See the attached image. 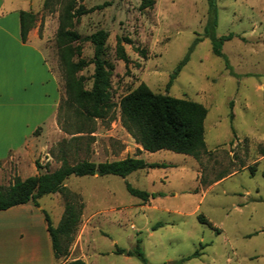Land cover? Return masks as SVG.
Here are the masks:
<instances>
[{"label": "rangeland", "instance_id": "374dc122", "mask_svg": "<svg viewBox=\"0 0 264 264\" xmlns=\"http://www.w3.org/2000/svg\"><path fill=\"white\" fill-rule=\"evenodd\" d=\"M70 3L2 0L0 18L8 16L10 24L14 13L7 14L8 8L34 13L30 30L39 39L33 41L59 78L60 99L53 124L34 131L33 153L26 147L0 161V186L54 170L63 157L69 163L83 159L97 163L137 154L148 162L169 163L125 177L66 178L64 186L83 207L75 235L62 239L67 256L58 260L264 264V0H216L215 34L233 33L222 44L231 70L212 52L210 38L204 35L208 0H153L143 7L141 0H75L72 10L82 6L86 12L60 20ZM60 23L81 38L58 39ZM97 29L107 32L105 93L114 116L85 120L80 115L85 107L66 98L61 57L89 61L93 44L87 36ZM118 41L127 62L117 54ZM193 41L188 59L166 91L170 74ZM93 71L91 62L76 71L83 90L91 89ZM141 83L155 93L194 100L206 108L205 151L198 158L167 149L139 150L140 144L122 125L118 103ZM125 182L154 196L142 202L127 192ZM66 199L65 192L39 198L54 226L63 216ZM137 241L146 263L115 252L116 247L131 249ZM194 252L197 255L185 259Z\"/></svg>", "mask_w": 264, "mask_h": 264}, {"label": "trees", "instance_id": "16d2710c", "mask_svg": "<svg viewBox=\"0 0 264 264\" xmlns=\"http://www.w3.org/2000/svg\"><path fill=\"white\" fill-rule=\"evenodd\" d=\"M74 1L71 0V3L66 7V15L61 14L60 20H68L86 12V9L82 6H78L75 10H72ZM152 2L153 0H141L140 7L150 5ZM18 18L20 38L22 41H26L29 31L34 25L35 15L30 10L21 9L19 10ZM216 25V0H208L204 35L210 38L212 52L221 57L225 67L231 70L228 58L222 51V44L225 40L230 39L233 33L229 32L217 36L215 34ZM63 27L62 23H60L57 32L58 39L63 37L72 41L81 38L77 32L64 29ZM87 38L93 44V56L89 61L80 58L74 62L66 57H61L62 65L65 69L64 84L66 98L70 103L85 107V111L80 112V115L85 120H92L94 118L103 119L108 116L112 118L114 114L111 113L112 107L108 103L105 93L107 79L105 75V61L103 59L107 32L104 29H97L89 34ZM195 43L196 41H193L185 56L177 63L170 74L166 83V91L180 67L188 59L189 52ZM116 49L119 58L127 62L128 57L119 41ZM88 62H91L94 66L93 80L91 89L83 90L80 78L76 77L75 73ZM118 106L122 125L134 137L136 142L140 144L141 149L139 150L157 151L167 149L177 153L189 154L195 158H198L205 151L204 119L207 110L201 103L190 99L176 98L167 93H155L145 83H141L135 89L122 96ZM262 153L264 154V148L262 149ZM34 163L37 168L41 167L37 160ZM170 165L165 162H148L138 157L137 154L97 163L87 159L69 163L63 157L61 164L54 170H45L23 179L15 178L8 186H0V210L26 202L39 206V198L42 196L55 192H65L67 199L64 212L57 225L54 226L52 224L49 214L45 209H42L53 256L56 259L65 258L67 251L62 244V239L71 240L75 235L83 207L82 203L73 197L74 194L70 193L64 186L66 178L70 175L102 176L107 174L125 177L137 169L166 167ZM253 171L254 169L250 167V172L253 173ZM220 178L222 176L218 179ZM125 188L129 194L139 198L142 202L154 196V193L134 187L129 182H125ZM198 219L202 223H206L202 216L198 215ZM115 252L128 256H136L142 262H147L139 241L131 249L116 247ZM195 255H197V252L185 257V259ZM63 264H85V261L81 258H73L64 260Z\"/></svg>", "mask_w": 264, "mask_h": 264}, {"label": "crops", "instance_id": "0c3cea01", "mask_svg": "<svg viewBox=\"0 0 264 264\" xmlns=\"http://www.w3.org/2000/svg\"><path fill=\"white\" fill-rule=\"evenodd\" d=\"M21 9L8 8L11 24L0 18V161L26 147L33 153L34 131L53 124L60 99L59 78L34 44L39 38L33 30L20 38ZM42 209L26 202L0 210V264H63L53 256Z\"/></svg>", "mask_w": 264, "mask_h": 264}]
</instances>
